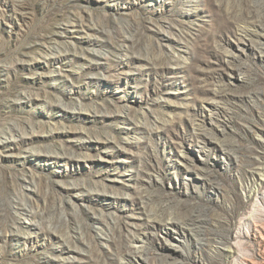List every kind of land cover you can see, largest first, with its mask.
Wrapping results in <instances>:
<instances>
[{
	"label": "rangeland",
	"instance_id": "rangeland-1",
	"mask_svg": "<svg viewBox=\"0 0 264 264\" xmlns=\"http://www.w3.org/2000/svg\"><path fill=\"white\" fill-rule=\"evenodd\" d=\"M131 235V264H264V0H0V264Z\"/></svg>",
	"mask_w": 264,
	"mask_h": 264
},
{
	"label": "bare ground",
	"instance_id": "bare-ground-1",
	"mask_svg": "<svg viewBox=\"0 0 264 264\" xmlns=\"http://www.w3.org/2000/svg\"><path fill=\"white\" fill-rule=\"evenodd\" d=\"M251 28V27H250ZM246 31H250L248 27L245 28ZM255 31V30H253ZM25 211H30V210H25ZM26 214V213H25ZM30 215V213H28ZM136 234V233H135ZM137 235V234H136ZM136 235H131L130 238L127 241L125 252L120 254V257L118 258V263L117 264H131L132 260L130 258V252L134 251H142L143 250V245L140 243V237Z\"/></svg>",
	"mask_w": 264,
	"mask_h": 264
}]
</instances>
